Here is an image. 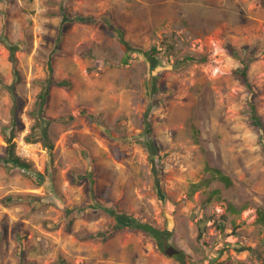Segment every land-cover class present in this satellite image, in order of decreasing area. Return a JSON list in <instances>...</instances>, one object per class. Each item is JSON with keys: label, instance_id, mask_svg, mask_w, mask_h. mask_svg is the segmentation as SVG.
<instances>
[{"label": "rangeland", "instance_id": "rangeland-1", "mask_svg": "<svg viewBox=\"0 0 264 264\" xmlns=\"http://www.w3.org/2000/svg\"><path fill=\"white\" fill-rule=\"evenodd\" d=\"M77 15L89 20H66ZM104 17L137 48L168 43L157 66L137 51L117 65L124 46ZM0 34V155L14 87L15 149L42 175L0 164V264H264V138L249 118L252 103L264 124V53L249 62L250 89L228 49L262 53L264 0H0ZM44 88L51 148L24 138ZM145 119L153 163L134 140ZM89 165L94 181H72ZM91 204L168 233L169 250L139 226L109 228ZM74 205L86 208L66 217Z\"/></svg>", "mask_w": 264, "mask_h": 264}, {"label": "trees", "instance_id": "trees-1", "mask_svg": "<svg viewBox=\"0 0 264 264\" xmlns=\"http://www.w3.org/2000/svg\"><path fill=\"white\" fill-rule=\"evenodd\" d=\"M61 10L63 12V16L64 18L66 17V13H65V8L63 7V5L60 6ZM66 20H78V21H88L89 17H85V16H81V15H77L75 17L72 18H66ZM104 20H106V22L110 25V27L112 26V22L110 21V19L108 17H104ZM113 30L117 31V35H118V40L120 41V43L123 44L124 46V55L121 57L120 61L118 63H116L117 65H128L134 57V53L135 51L142 53V55L144 57H146L148 59V61L150 62V67H154L157 66V64L159 63L158 60V56L159 54L162 55V52H167L166 51V47L169 46L168 43H165L163 41L159 42V43H151L149 47H147V49L143 50L140 48H137L135 46H133L128 40H126L123 36V30L118 28L117 26H112ZM5 37L2 36L0 34V40L4 41V43L6 42V39H4ZM7 43V42H6ZM158 46H160L161 49L158 48ZM248 45H243L241 46V55L238 54L236 47L232 46V45H228V49L231 52V54L236 57L240 63L239 66H237V68L235 69L236 75L240 78V80H242L244 82V84L249 87L250 89H252V84L248 81L247 78V69L249 66V62H251L253 59L261 56L264 53V50L262 51V53H258L256 52L255 47H253L252 45L250 46V50H248ZM9 48V52H10V59L12 61V63H15V59H14V51L16 50V45L15 44H9L8 45ZM248 50V55H245L246 51ZM194 58L192 57V55H185L180 62H187L189 60H193ZM51 64H48V69L51 71ZM13 71L14 74L16 76V78H18L19 75V71L15 68V66H13ZM48 82H53V80L51 78L47 79ZM56 83L58 84H63L64 81H57ZM10 93L12 96V99L14 100V106L12 108V115H11V124L12 126L9 128L8 133L4 134L5 140L7 142V145H5V152L3 154L0 155V164L6 165L8 166L10 169L12 167H20L23 172L26 175H33L34 173L40 178L42 175L39 171H33V169L30 166V163H28L27 159L20 156L17 152H16V146H15V142L13 141V135H14V131H13V126L15 124V119H16V105H17V96L15 94V89L14 87L10 88ZM48 96V90L47 88H44L37 99V106L36 109H34V114L36 115V122L32 125V131L30 133H28L24 138L26 139L27 142H36L39 139L42 141V143L48 147L51 148L52 144L48 139V135H47V125L48 123L53 120L51 118L43 120L42 118V113H43V107L46 101V97ZM249 118L251 120V123L255 126H257L259 134L262 135V137L264 138V124L261 121L260 116L256 113L254 105L252 103H250L249 105ZM60 118V117H58ZM146 118V117H145ZM95 123L97 125H102V122L99 119H94ZM145 124H146V128H148V133L146 134V132H142V136L143 137H136L134 140L136 142H139L140 144L144 145L146 151L148 152V156H149V160L151 163H153V157L156 153V151L158 150V147L156 146L155 143H153V141H151L149 139V130H150V125L149 122L147 121V119H145ZM148 135V136H147ZM260 143L262 145V149L264 151V140L260 139ZM47 170V169H46ZM92 170L93 168L91 167V165H89V168H87L85 170V172L83 173H79V172H73L72 173V181L75 182H79L81 179H83L85 176H88L89 178H91V181L95 180L94 175H92ZM37 177V178H38ZM228 180V178H227ZM229 184H231L230 180H228ZM92 188V187H91ZM25 198H27L28 200H34V199H40V197L34 195V196H26ZM239 204H233L230 205V209L232 211H236L238 212L241 209V206H238ZM90 206L92 207H96V208H100L102 210H104L105 212H107L109 215H111L113 217V223L109 225V228L111 227V229H119L122 227H133V226H139L140 228H142L144 231H146V233L152 237L158 244V246H160L161 249H163L164 251H166V249L169 250L170 248V243L167 242L169 234L165 233L164 231L152 226L149 223L146 222H137L135 219H131L132 217L130 215H127L123 212L117 211L114 207H103L102 205L99 204H91ZM86 208V206H81V205H74L71 207H65L64 208V214L66 217H68L70 215V213L72 212H76V213H80L82 212L84 209ZM72 223V218L69 217L67 219L66 222V228H68L70 226V224ZM111 232V231H110ZM109 233V230L107 228L101 229L97 232H88L86 234L83 235V238H98L100 237L101 239H104ZM166 247V248H165ZM165 248V249H164ZM54 264H69L65 259L61 258L59 259L56 263ZM225 264H233L231 262V260H227L225 262Z\"/></svg>", "mask_w": 264, "mask_h": 264}, {"label": "water", "instance_id": "water-1", "mask_svg": "<svg viewBox=\"0 0 264 264\" xmlns=\"http://www.w3.org/2000/svg\"><path fill=\"white\" fill-rule=\"evenodd\" d=\"M173 255H174V256H177V254H176V253H174Z\"/></svg>", "mask_w": 264, "mask_h": 264}]
</instances>
